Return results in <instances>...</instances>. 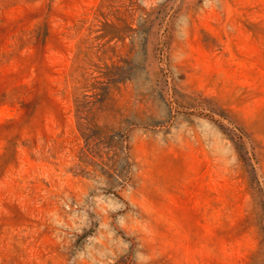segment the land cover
<instances>
[{"label": "rangeland", "instance_id": "obj_1", "mask_svg": "<svg viewBox=\"0 0 264 264\" xmlns=\"http://www.w3.org/2000/svg\"><path fill=\"white\" fill-rule=\"evenodd\" d=\"M0 264H264V0H0Z\"/></svg>", "mask_w": 264, "mask_h": 264}]
</instances>
